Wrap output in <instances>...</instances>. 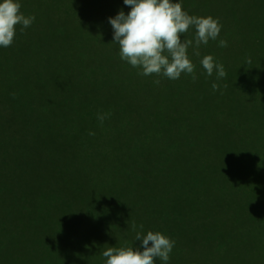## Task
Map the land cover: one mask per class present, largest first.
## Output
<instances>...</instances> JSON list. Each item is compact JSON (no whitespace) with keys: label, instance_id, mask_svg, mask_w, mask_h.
Returning <instances> with one entry per match:
<instances>
[{"label":"trees","instance_id":"1","mask_svg":"<svg viewBox=\"0 0 264 264\" xmlns=\"http://www.w3.org/2000/svg\"><path fill=\"white\" fill-rule=\"evenodd\" d=\"M182 7L222 25L217 41L188 50L195 81L139 75L107 21L85 20L79 38L77 20L53 19L36 59L17 31L0 48V264H104L109 247L138 248L137 231L177 236L169 264H220L221 236L235 248L226 239L263 227L264 0ZM60 47L66 63H46ZM206 55L226 77L204 73ZM33 70L36 106L17 112ZM17 134L34 150L20 177L17 157L6 158Z\"/></svg>","mask_w":264,"mask_h":264},{"label":"clouds","instance_id":"2","mask_svg":"<svg viewBox=\"0 0 264 264\" xmlns=\"http://www.w3.org/2000/svg\"><path fill=\"white\" fill-rule=\"evenodd\" d=\"M123 4L131 10L127 14L121 10L108 19L120 59L139 69L138 74L144 77L156 75L177 80L185 74L195 81V66L188 50L208 45L210 40L217 41L222 29L218 18L189 15L183 10V0H123ZM21 7L20 0H0V48L12 45L18 25L22 31L35 20L34 16L26 17ZM190 30L194 33L192 39L183 35ZM218 43L220 47L227 46L223 39ZM200 66L207 76L215 74L217 80L227 75L224 66L211 55L200 59ZM154 83L159 84L160 80ZM217 87L216 83L212 84L213 90ZM104 118L98 116L101 121ZM134 239L140 241L136 249L109 247L104 250L101 253L104 264H156L157 260L160 264H169L174 240L152 231H137Z\"/></svg>","mask_w":264,"mask_h":264},{"label":"rangeland","instance_id":"3","mask_svg":"<svg viewBox=\"0 0 264 264\" xmlns=\"http://www.w3.org/2000/svg\"><path fill=\"white\" fill-rule=\"evenodd\" d=\"M22 5L21 12L27 16H34L35 20L30 27L21 31V27L17 26V45L23 40L27 39L31 42V47H34L32 58L36 59V52L41 45L37 40V35L44 38L46 41H50L54 32L52 31V21L66 20L69 18L78 21L81 26L79 33L74 34L79 38H85L87 29L85 26V20H93L102 30L106 29V21L108 22L109 17H115L119 11L123 10L127 14L131 9L129 6L123 4V0H20ZM198 11L202 12V6L198 7ZM42 25L44 27H42ZM57 23H54V31L57 30ZM109 31L112 32L111 25H109ZM68 33V29L63 30ZM112 35L111 33H105ZM77 49L79 48L78 45ZM59 50V51H57ZM58 53V59H53L51 56L46 58L44 61L48 64H53L54 62L66 63L65 61V48H53L51 53ZM67 66V65H65ZM36 70L27 72L24 76L29 84H24V90L20 106L17 107V112L20 108L30 109L36 106L37 94L32 87L33 77ZM29 76V77H28ZM52 103V102H51ZM18 104V103H17ZM19 108V109H18ZM8 140V139H7ZM3 146L8 147V144L3 141ZM25 147V141L22 140V136L17 134V148L12 153H9L7 161L14 160L17 157V177L22 176L24 170L28 165V161L34 158V150L27 149ZM29 152V153H28ZM29 156V157H28ZM70 195L64 197L68 199ZM261 206L262 202H258ZM263 227L264 224L262 223ZM260 227L254 232V235L250 238H243L241 240L226 239L230 246L225 245L224 236L219 239L220 248L217 253H220V264H264V228ZM177 236H169L170 239L174 240ZM196 238V236L194 235ZM228 237V236H227ZM197 239V238H196ZM179 245L175 244L172 253ZM158 262V261H157ZM160 264V262L158 263Z\"/></svg>","mask_w":264,"mask_h":264}]
</instances>
